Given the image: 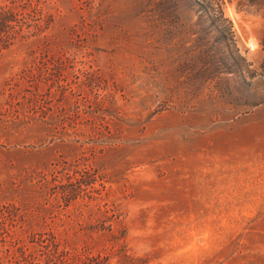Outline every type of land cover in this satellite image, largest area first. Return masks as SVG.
I'll return each mask as SVG.
<instances>
[{"label": "rangeland", "instance_id": "rangeland-1", "mask_svg": "<svg viewBox=\"0 0 264 264\" xmlns=\"http://www.w3.org/2000/svg\"><path fill=\"white\" fill-rule=\"evenodd\" d=\"M0 264H264V0H0Z\"/></svg>", "mask_w": 264, "mask_h": 264}, {"label": "trees", "instance_id": "trees-1", "mask_svg": "<svg viewBox=\"0 0 264 264\" xmlns=\"http://www.w3.org/2000/svg\"><path fill=\"white\" fill-rule=\"evenodd\" d=\"M39 9L33 4L0 8V51L9 48L17 39L26 38L43 29Z\"/></svg>", "mask_w": 264, "mask_h": 264}]
</instances>
